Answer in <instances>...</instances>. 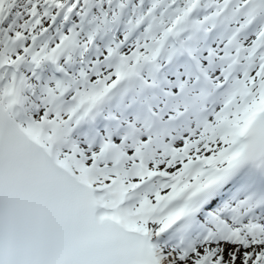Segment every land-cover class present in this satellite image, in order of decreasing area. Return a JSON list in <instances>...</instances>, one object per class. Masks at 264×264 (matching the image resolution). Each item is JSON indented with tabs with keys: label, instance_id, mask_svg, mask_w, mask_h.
<instances>
[{
	"label": "snow or ice",
	"instance_id": "snow-or-ice-1",
	"mask_svg": "<svg viewBox=\"0 0 264 264\" xmlns=\"http://www.w3.org/2000/svg\"><path fill=\"white\" fill-rule=\"evenodd\" d=\"M0 264H264V0H0Z\"/></svg>",
	"mask_w": 264,
	"mask_h": 264
}]
</instances>
